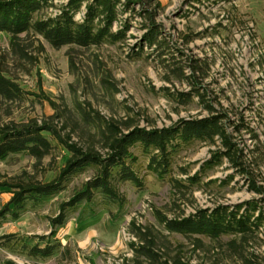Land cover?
I'll use <instances>...</instances> for the list:
<instances>
[{"label": "rangeland", "instance_id": "1", "mask_svg": "<svg viewBox=\"0 0 264 264\" xmlns=\"http://www.w3.org/2000/svg\"><path fill=\"white\" fill-rule=\"evenodd\" d=\"M68 1L55 0L56 6L46 10L43 17L59 14ZM160 1L163 7L159 9L157 23L161 25V37L171 46L164 56L170 58L166 62L160 58L157 46L145 43L142 55L133 56L132 49L142 46L147 33L142 29V18L135 12L115 23V31L129 23L125 42L80 50L74 54V67L68 46L57 49L41 39L45 52L37 50L36 42L31 48L37 57L33 63L15 55L11 36L0 33V62L6 75L24 91L13 100L0 96V125L10 120L42 121L54 113L47 100L35 96L41 93L40 83L47 97L58 103L64 100L81 123L96 133L100 130L98 117L123 118L130 114L140 119L143 127L151 121L163 128L180 119L223 115L228 134L243 153L241 162L250 174H243L241 166L220 155L227 150L221 141L193 142L179 152L175 161L174 175L187 185L183 196L175 193L169 179L159 178L149 168V157L138 146L135 168L144 188L122 183L120 189L127 198L122 208L97 194L92 203L83 202L68 210L65 225L53 226L62 204L94 176L95 169L89 168L75 176L60 194L40 203L29 201L18 217L8 214L0 220V264H58L61 252L45 259L33 258L21 243L5 245L1 240L11 234H16L18 240L49 236L54 230L56 236L51 241L59 239L64 245L70 244L74 263L134 264L138 243L130 232L134 218L153 225L174 246L182 247L189 264H264V223L259 235L235 253L229 244L234 239L241 244V238L226 235L215 241L198 236L203 246L195 247L192 240L171 231L158 214L175 219L199 209L212 212L229 207L244 211L253 201H259L264 209V196L252 188L254 181L264 187V0ZM85 13L83 7L76 20L82 21ZM174 62L184 69L173 72ZM194 66L201 67L197 78ZM9 110L11 117L7 115ZM66 154L58 146L53 157H47L42 165L24 153L12 155L0 162V182L30 176L49 182L57 176ZM12 197L11 188H0V211ZM260 207L255 211L256 217L261 216Z\"/></svg>", "mask_w": 264, "mask_h": 264}, {"label": "trees", "instance_id": "2", "mask_svg": "<svg viewBox=\"0 0 264 264\" xmlns=\"http://www.w3.org/2000/svg\"><path fill=\"white\" fill-rule=\"evenodd\" d=\"M55 6V0H0V33H8L11 36L13 53L21 60L36 62L37 57L31 48L39 42L37 50L40 53L45 52L41 42V39H45L57 49L68 46V54L74 67V54H79L80 50L125 42L129 23L119 31H115L114 26L129 12H135L142 18V29L147 32L142 46L132 49L133 56L138 58L142 55L145 43L150 47L157 46L161 51L159 56L162 61L170 60L164 58L167 52H170V43L161 37V25L157 23L159 9L163 7L160 0H69L60 8L59 14L43 17L46 10ZM83 7L86 8L85 17L78 21L76 14ZM124 22L126 21H122L123 24ZM173 66H176L173 72L178 73L184 69L176 62ZM200 69L199 66L192 68L194 78H197L196 74ZM6 71L0 62V96L13 100L24 91L6 75ZM40 92L34 95L47 100L54 113L42 121L31 118L21 122L10 120L0 125V162L12 155L24 153L42 165L47 157H53L58 146L63 147L68 154L64 156V164L57 176L49 182L31 176L12 182H0V188L9 187L13 190L11 201L0 211V220L8 214L18 217L29 201L40 203L60 194L75 176L89 168L95 169L94 176L87 180L69 201L62 204L61 213L53 220V226L65 225L68 210L83 202L92 203L97 194L119 203L122 208L127 201L120 189L122 183L130 182L139 189L144 188V181L135 168L139 161L135 152L138 146L143 154L149 157V168L159 178L169 179L175 193H181L183 196L186 195L187 185L174 175L175 161L179 152L193 142L216 144L221 141L227 150L220 152V155L227 157L236 166H241L243 174H250L241 162L243 153L236 148L231 135L228 134L223 122L226 117L223 115L180 119L172 126L163 128L151 121L143 127L141 120L130 114L123 118L98 117L100 130L96 133L81 123L64 100L58 103L47 97L42 83ZM198 94L201 98L205 96ZM207 108L212 111L209 105ZM12 114L11 110L7 113L9 117ZM252 188L264 196V187L257 185L256 181ZM259 207V201H253L244 211L242 208L231 210L229 207H220L212 212L199 209L187 217L183 213L175 219H169L162 213L158 214L171 231L192 240L195 247L203 246L202 239L198 236L219 241L226 235H235L243 241L241 244L236 239L230 242L229 245L236 253L245 242L259 235L264 223L263 208L260 207L261 216H255ZM110 214L114 218L115 215ZM56 232L54 230L49 236L35 235L25 240H18L16 234H11L1 240H4L5 245L21 243L24 251L33 258L45 259L61 252L62 258L58 264H79L73 262L70 244L64 245L59 239L51 241ZM130 232L138 240L134 248V264H189L182 247L174 246L169 238L153 225L140 223L134 218L130 224ZM32 240L38 242L32 244ZM6 264L17 263L7 261Z\"/></svg>", "mask_w": 264, "mask_h": 264}, {"label": "crops", "instance_id": "3", "mask_svg": "<svg viewBox=\"0 0 264 264\" xmlns=\"http://www.w3.org/2000/svg\"><path fill=\"white\" fill-rule=\"evenodd\" d=\"M68 240H70V238Z\"/></svg>", "mask_w": 264, "mask_h": 264}]
</instances>
